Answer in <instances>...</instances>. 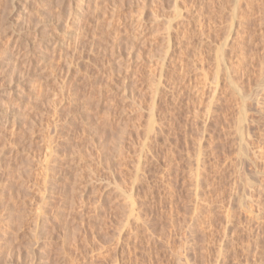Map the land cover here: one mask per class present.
Here are the masks:
<instances>
[{
  "label": "rangeland",
  "instance_id": "374dc122",
  "mask_svg": "<svg viewBox=\"0 0 264 264\" xmlns=\"http://www.w3.org/2000/svg\"><path fill=\"white\" fill-rule=\"evenodd\" d=\"M42 1L0 0V264H264V0Z\"/></svg>",
  "mask_w": 264,
  "mask_h": 264
},
{
  "label": "bare ground",
  "instance_id": "6f19581e",
  "mask_svg": "<svg viewBox=\"0 0 264 264\" xmlns=\"http://www.w3.org/2000/svg\"><path fill=\"white\" fill-rule=\"evenodd\" d=\"M28 1H29V0H27V3H28ZM38 1H39V0H38ZM40 1H42V0H40ZM45 1H46V0H45ZM84 1H86V0H84ZM42 2H43V1H42ZM86 2H87V1H86ZM88 2H89V1H88ZM79 3H81V2H79ZM28 4H29V3H28ZM61 4H62V3H61ZM82 4H83V3H82ZM82 6H83V5H82ZM71 7H72V5H71ZM71 7H70V8H71ZM70 8H69V9H70ZM70 13H71V10H70ZM70 13H69V14H70ZM70 15H71V14H70ZM16 44H17V41H16ZM18 48H19V46H18ZM18 55H19V54H18ZM42 55H43V54H42ZM44 55H45V54H44ZM44 55H43V56H44ZM43 56H42V57H43ZM42 57H41L40 59H41L42 61H44L43 59H45V58H44V57L42 58ZM224 57H225V56H224ZM226 59H227V58H226ZM156 92H158V91H156ZM156 92H155V93H156ZM156 94H157V93H156ZM158 94H159V93H158ZM160 95H162V94H160ZM163 96H164V95H163ZM153 97H154V95H153ZM155 98H156V97H155ZM153 107H154V106H153ZM151 114H153V113L151 112ZM152 116H153V115H152ZM152 116H151V117H152ZM154 116H155V115H154ZM2 119H4V117H3ZM5 121H6V123H7V122H9V119L6 118ZM10 122H11V121H10ZM152 131H153V130H152ZM146 158H147V157H146ZM138 176H139V175H138ZM137 178H138V177H137ZM132 201H133V200H132ZM131 203H132V202H131ZM133 206H134V204L132 203V206H130V207L133 208ZM132 212H133V211H132ZM132 212H131V213H132Z\"/></svg>",
  "mask_w": 264,
  "mask_h": 264
}]
</instances>
